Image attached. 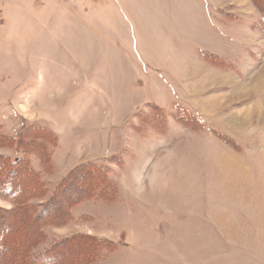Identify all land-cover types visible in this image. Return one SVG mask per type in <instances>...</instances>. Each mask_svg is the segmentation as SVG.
I'll return each mask as SVG.
<instances>
[{"label":"rangeland","instance_id":"obj_1","mask_svg":"<svg viewBox=\"0 0 264 264\" xmlns=\"http://www.w3.org/2000/svg\"><path fill=\"white\" fill-rule=\"evenodd\" d=\"M244 1L0 0V142H56L0 156L29 163L39 204L101 169L34 254L88 236L106 243L90 264H264V39Z\"/></svg>","mask_w":264,"mask_h":264},{"label":"trees","instance_id":"obj_2","mask_svg":"<svg viewBox=\"0 0 264 264\" xmlns=\"http://www.w3.org/2000/svg\"><path fill=\"white\" fill-rule=\"evenodd\" d=\"M260 14L259 29L264 39V0H250ZM34 131L27 127L16 138L0 142L1 146L32 150L39 156L49 153L47 136L53 135L41 127ZM14 144V145H12ZM46 164L47 161H46ZM89 170L93 174L89 173ZM101 169L84 164L67 176L58 191L44 204L46 189L29 163L0 156V197L12 201L10 211L0 208V264H90L97 259L96 249L102 241L88 236H74L58 242L46 251L34 254L33 249L44 242L42 227L61 226L67 217L66 207L87 198L102 183Z\"/></svg>","mask_w":264,"mask_h":264},{"label":"crops","instance_id":"obj_3","mask_svg":"<svg viewBox=\"0 0 264 264\" xmlns=\"http://www.w3.org/2000/svg\"><path fill=\"white\" fill-rule=\"evenodd\" d=\"M244 2H247V0H245ZM206 3L209 5V6H207V4H206L207 8H214L215 7L214 5L211 7V4H209V1H207ZM248 4L251 5L250 1H248ZM207 33H208V31H207Z\"/></svg>","mask_w":264,"mask_h":264}]
</instances>
